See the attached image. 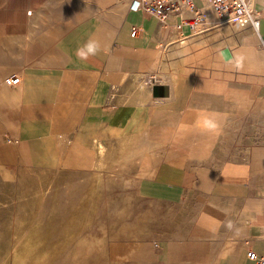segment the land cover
<instances>
[{"label": "crops", "instance_id": "obj_1", "mask_svg": "<svg viewBox=\"0 0 264 264\" xmlns=\"http://www.w3.org/2000/svg\"><path fill=\"white\" fill-rule=\"evenodd\" d=\"M256 6L260 35L185 48L176 74L162 61L169 29L129 0H0V165L96 167L123 181L115 234L101 237L112 264H255L245 244L264 256V0ZM89 37L107 51L85 62L75 53ZM201 111L216 114L218 135L197 125ZM134 136L148 173L121 159ZM84 238L76 260L87 264Z\"/></svg>", "mask_w": 264, "mask_h": 264}, {"label": "rangeland", "instance_id": "obj_2", "mask_svg": "<svg viewBox=\"0 0 264 264\" xmlns=\"http://www.w3.org/2000/svg\"><path fill=\"white\" fill-rule=\"evenodd\" d=\"M195 3L200 4L199 0ZM99 146L94 145L95 153ZM76 152L75 159L83 157L88 162V152ZM121 153L125 162L141 159V173L149 172L152 156L137 136L123 143ZM95 168L77 172L63 167L0 165V264H83L80 257L76 260L82 237L84 254L92 256L87 264L115 263L109 259L110 246L102 250L101 237L105 233L110 243L115 234L117 209L124 204L117 198L124 189L123 181L106 173L101 176ZM6 173L14 179L5 182ZM128 249L132 253L134 247ZM111 251L117 256V241Z\"/></svg>", "mask_w": 264, "mask_h": 264}, {"label": "built area", "instance_id": "obj_3", "mask_svg": "<svg viewBox=\"0 0 264 264\" xmlns=\"http://www.w3.org/2000/svg\"><path fill=\"white\" fill-rule=\"evenodd\" d=\"M129 0V6L155 16L160 26L169 29L166 43L162 47V61L169 64L168 71L176 73L183 66L182 50L197 48L219 51L233 48L246 35H260L262 12L257 8V0ZM140 28H134L135 36ZM263 45H264V39ZM166 56V57H165ZM177 62V66L172 65ZM167 72V73H169ZM164 73V72H163ZM21 76L5 78V83L14 86ZM247 257L255 264H264V256H259L246 242Z\"/></svg>", "mask_w": 264, "mask_h": 264}, {"label": "clouds", "instance_id": "obj_4", "mask_svg": "<svg viewBox=\"0 0 264 264\" xmlns=\"http://www.w3.org/2000/svg\"><path fill=\"white\" fill-rule=\"evenodd\" d=\"M102 51H107V49H105L98 40L89 37L87 41H85L76 49L75 54L79 60L86 62L91 57L97 56ZM237 67H239V63H237ZM196 123L199 127L202 128V130L212 132L217 135L221 130L215 113L201 111L198 115ZM178 130L185 131L186 129L185 126L182 124L180 125V128ZM13 179L14 177L11 173H6L4 175L5 182L11 181ZM228 227L231 228V225L229 224Z\"/></svg>", "mask_w": 264, "mask_h": 264}, {"label": "water", "instance_id": "obj_5", "mask_svg": "<svg viewBox=\"0 0 264 264\" xmlns=\"http://www.w3.org/2000/svg\"><path fill=\"white\" fill-rule=\"evenodd\" d=\"M165 90H168V86L167 85H155L154 87H153V95L155 96V97H161V96H165V93H164V91ZM167 93V92H166Z\"/></svg>", "mask_w": 264, "mask_h": 264}, {"label": "bare ground", "instance_id": "obj_6", "mask_svg": "<svg viewBox=\"0 0 264 264\" xmlns=\"http://www.w3.org/2000/svg\"><path fill=\"white\" fill-rule=\"evenodd\" d=\"M97 149H98L97 151H99L100 154H102V155L104 154V152H105L104 150L105 149H104V147L102 145H100L99 147H97Z\"/></svg>", "mask_w": 264, "mask_h": 264}]
</instances>
